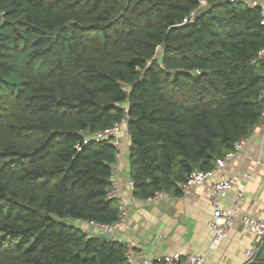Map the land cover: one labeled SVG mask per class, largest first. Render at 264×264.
I'll return each instance as SVG.
<instances>
[{"label":"trees","instance_id":"obj_1","mask_svg":"<svg viewBox=\"0 0 264 264\" xmlns=\"http://www.w3.org/2000/svg\"><path fill=\"white\" fill-rule=\"evenodd\" d=\"M261 12L240 0H0V264H129L126 244L78 224L120 217L116 149L94 134L127 125L142 200L214 171L261 122Z\"/></svg>","mask_w":264,"mask_h":264},{"label":"crops","instance_id":"obj_2","mask_svg":"<svg viewBox=\"0 0 264 264\" xmlns=\"http://www.w3.org/2000/svg\"><path fill=\"white\" fill-rule=\"evenodd\" d=\"M240 1L264 5V0ZM122 143L124 153L115 179L129 206V228L120 230L113 240L133 244L138 262L143 263L146 259L148 264H155L167 255L180 253L183 258L188 254L206 256L207 264H246L244 251L255 245L261 246L260 256L264 259V240L249 234L240 224L243 215L264 214V132L259 126L248 137L245 149L238 156L221 170H214L208 185L197 187L188 195L168 193V199L155 202L134 196L128 134L122 133ZM222 178H232L236 185L222 201L223 210L235 207L239 190H244V194L227 238L214 245V233L210 230L213 209L209 197L212 185ZM78 224L85 226L89 233L102 236L88 224Z\"/></svg>","mask_w":264,"mask_h":264},{"label":"built area","instance_id":"obj_3","mask_svg":"<svg viewBox=\"0 0 264 264\" xmlns=\"http://www.w3.org/2000/svg\"><path fill=\"white\" fill-rule=\"evenodd\" d=\"M232 2L236 0H231ZM252 6H259L262 10V25L264 26V5H259L257 2H245ZM201 5L204 6L205 2L202 1ZM259 60L264 62V50L259 54ZM262 99L264 103V90L262 91ZM264 106V104H263ZM262 132H264V110L262 113L261 122L259 125ZM122 133L128 134V128L126 124L117 123L111 129L102 132H96L94 138L98 141H107L111 143L116 149V160L113 168V185L109 191V198L116 200L119 205L120 217L119 220L113 225H100L96 223L88 224L93 231L100 232L102 235L109 237L114 236L120 230L129 228V206L122 193L121 186L116 181L115 176L118 172V164L123 156L124 146L122 143ZM248 138L237 141L234 144V150L224 160H219L216 164V168L221 170L225 164L238 156L246 147ZM214 171L195 170L189 176L187 181L180 185V192L182 195L190 194L193 189L208 185L212 181ZM131 186L134 187L133 182ZM236 188L235 181L232 178H222L212 185L210 191L209 202L213 209V218L210 224V230L214 233V245L220 244L225 240L231 230L232 223L235 219V213L240 200L243 197L244 190H239L236 205L232 210H223L221 207L222 201L228 197V195ZM169 198V194L165 191H157L152 197L147 200L149 202H155L159 200H166ZM240 224L245 231L249 234L256 236L257 238L264 240V214L261 216L243 215L240 218ZM114 238V237H113ZM262 244V243H261ZM126 256L129 264H148V261L144 259L143 263L137 261V256L134 252V245H126ZM261 251V246L255 245L244 251V257L246 264H257L258 256ZM163 264H207L206 256L188 254L183 258L182 254L175 253L165 256L162 260Z\"/></svg>","mask_w":264,"mask_h":264},{"label":"water","instance_id":"obj_4","mask_svg":"<svg viewBox=\"0 0 264 264\" xmlns=\"http://www.w3.org/2000/svg\"><path fill=\"white\" fill-rule=\"evenodd\" d=\"M99 239L103 242V241H108V240H113V237L112 236H109V237H106V236H100ZM258 264H264V259L261 260Z\"/></svg>","mask_w":264,"mask_h":264},{"label":"rangeland","instance_id":"obj_5","mask_svg":"<svg viewBox=\"0 0 264 264\" xmlns=\"http://www.w3.org/2000/svg\"><path fill=\"white\" fill-rule=\"evenodd\" d=\"M80 227H82L83 229L85 228V226H83V225H80ZM95 235H99L98 233H96Z\"/></svg>","mask_w":264,"mask_h":264},{"label":"clouds","instance_id":"obj_6","mask_svg":"<svg viewBox=\"0 0 264 264\" xmlns=\"http://www.w3.org/2000/svg\"><path fill=\"white\" fill-rule=\"evenodd\" d=\"M103 236V235H102Z\"/></svg>","mask_w":264,"mask_h":264}]
</instances>
